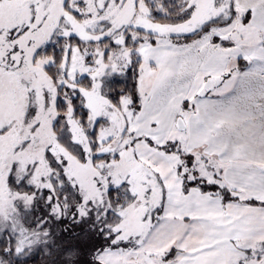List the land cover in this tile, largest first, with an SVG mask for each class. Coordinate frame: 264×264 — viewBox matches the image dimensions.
I'll return each mask as SVG.
<instances>
[{"label":"rangeland","instance_id":"obj_1","mask_svg":"<svg viewBox=\"0 0 264 264\" xmlns=\"http://www.w3.org/2000/svg\"><path fill=\"white\" fill-rule=\"evenodd\" d=\"M149 2L163 16L180 10L181 20L152 21L145 0H0V233L14 230L21 240L33 237L34 245L51 237L48 248L64 264H264V208H235L232 201L226 208L222 187L183 195L178 167L184 160L167 147L178 142L188 153V134L176 123L192 108L176 105L174 129L160 142L137 137L135 123L141 104L165 80H147L140 64L139 103L125 95L115 106L108 96L109 83L135 67L133 57L144 60V44H182L184 33L210 36L213 43L244 47L248 60L236 68L263 75L264 44H253L259 39L233 0ZM60 40L66 59L55 82L45 72L54 58L36 55ZM234 73L222 75L219 94L234 84ZM203 76L186 97L203 91ZM85 78L88 89L77 84ZM60 87L64 115L57 110ZM77 98L88 112L86 129L73 117ZM209 165L196 160L212 182ZM123 187L132 200L114 207L108 195ZM173 248L175 257L165 260Z\"/></svg>","mask_w":264,"mask_h":264},{"label":"crops","instance_id":"obj_2","mask_svg":"<svg viewBox=\"0 0 264 264\" xmlns=\"http://www.w3.org/2000/svg\"><path fill=\"white\" fill-rule=\"evenodd\" d=\"M233 3L246 20L244 26L259 39L253 44H264V0H233ZM186 40L189 41L182 44L165 41L141 46L143 75L147 80L160 78L165 83L141 104L135 123L136 135H150L160 142L167 141L178 118L175 107L188 95L189 82L192 85L202 73L204 76L198 90L204 80L213 82L214 88L217 85L222 87L225 80L222 75L235 72L234 84L220 94L231 100L228 106L214 111L212 104L203 102L196 109L188 110L183 131L188 134L187 152L192 153L197 161L209 162L212 182L239 197L240 200H232L231 207L263 209L264 75L236 68L240 60H248L242 50L244 47L230 48L222 40L213 43L212 38L205 35ZM139 80L141 78L138 84ZM245 81L252 87L242 90L241 84ZM206 84L202 89H207ZM192 99L195 101V97ZM153 123L160 127H154ZM216 176L219 178L214 179ZM254 199L259 203L249 202ZM221 204L227 208L224 201Z\"/></svg>","mask_w":264,"mask_h":264},{"label":"trees","instance_id":"obj_3","mask_svg":"<svg viewBox=\"0 0 264 264\" xmlns=\"http://www.w3.org/2000/svg\"><path fill=\"white\" fill-rule=\"evenodd\" d=\"M147 6L149 7L151 11L150 18L152 21L158 22V23H169V22H177L181 20V17L179 16L178 12L180 10L177 9L176 11L168 14L167 16L161 15V13L158 12V9L156 6H153L150 4L149 0H145ZM163 3V2H162ZM164 4V3H163ZM165 7H168L164 4ZM189 41V40H185ZM52 44V43H51ZM64 43L62 40H60L57 44L51 46H46L45 49H41L38 51L36 58L37 59H44V58H51L53 57L55 60V64L45 68L46 74L52 78L55 82L57 81V78L59 76V69L62 67L65 61V54L63 52L64 49ZM68 55V52H67ZM135 61L133 64L135 67L132 66L134 70L133 77L131 81L125 83V84H120L119 81L121 79L113 80L112 82L109 83L108 85V96L109 100L112 102L113 105L118 106L121 100V97L125 95H130L134 96L137 88H138V79L140 77V70H139V65L142 63L141 60H138L137 56H134ZM138 69L139 71V76L138 79L136 78V70ZM128 71V70H127ZM127 71L126 75L124 77V80H127ZM80 85V87H84L86 89L90 88L91 86V80L89 78H85L77 83ZM134 84V86H133ZM63 87H60L59 91V104L57 105V110L60 115H64L66 113V105L62 103V94H63ZM116 93H123L122 95L116 96ZM72 106L74 107V116L77 120L80 121V124L82 125L83 129H86V124H87V118H88V112L86 109H84L80 103V98H77L75 101H73ZM93 135V136H92ZM90 138H94L95 134L93 133ZM67 142V140L65 141ZM69 149L72 148V144L70 143L68 146ZM221 192H224L221 191ZM111 204L114 207L126 204L130 202L132 199L130 196H128V193L126 194L125 192V187L122 189L119 188L118 190H112L109 195H108ZM63 230H61V233L58 238H60L62 241L64 238H66V223L62 224ZM49 236H54V235H49ZM56 238V237H54ZM51 240V237L49 239H43L41 242L42 243H36L35 245L32 244L35 242V239L33 237H28L27 240H21L17 233L14 230H7L4 231L3 233H0V251L4 253H10V255L3 256L0 255V258L4 261V264H64L63 260L58 259L56 256H54L53 251L48 248L49 247V241ZM39 244V247L42 248H48L49 255L45 256L43 255V250L37 249L35 246ZM29 245V247H28ZM23 248L24 250L22 252H17L16 248ZM60 247V245H59ZM72 264V262H71Z\"/></svg>","mask_w":264,"mask_h":264},{"label":"snow or ice","instance_id":"obj_4","mask_svg":"<svg viewBox=\"0 0 264 264\" xmlns=\"http://www.w3.org/2000/svg\"><path fill=\"white\" fill-rule=\"evenodd\" d=\"M185 36L186 38L190 39L194 33H184L181 34ZM219 40V37L216 38ZM155 43V40L152 41ZM246 63V62H245ZM134 74V70L132 67H130L127 71V80L121 79L119 81L120 84H125L129 81H131ZM136 78L138 79L139 71L136 70ZM134 86V84H133ZM189 87L191 88L192 85L189 82ZM216 87H219L218 85ZM252 85L245 81L241 84L242 90L250 89ZM123 93H116V96L122 95ZM264 98V97H262ZM139 95H135V103H139ZM215 101L213 104L212 102ZM203 102H208L209 104H212L214 111H221L223 108L228 106L231 103V100L225 97H222L214 87H209L206 90H204L202 93H199L195 96V101L191 97H185L182 100V108L184 111H187L189 108L196 109L199 104ZM230 134V133H226ZM178 142H170L169 146L167 147V151L171 152H177V154L181 155L182 159L184 160V163L179 165L178 167V173L182 175L183 178V186H182V192L184 196H191L193 194L194 189H198L201 194H215L217 192L221 191V185L213 182H209L208 178L206 176H202L199 172V170L196 167V157L192 153H184L182 149H178ZM188 168L189 171L185 172L184 169ZM219 177L216 176L214 179H218ZM165 193H167V189H165ZM224 196V202H230L232 200L239 199V197H235L232 195L231 192L224 190L223 192ZM250 203L256 204L259 203L257 200H251ZM162 215V211L160 209H157L156 211V218H159V216ZM114 239V237L112 238ZM110 242V241H109ZM177 250L175 248L172 249V251L165 257V260H171L175 257ZM0 255L7 256L10 255V253H4L0 251Z\"/></svg>","mask_w":264,"mask_h":264},{"label":"water","instance_id":"obj_5","mask_svg":"<svg viewBox=\"0 0 264 264\" xmlns=\"http://www.w3.org/2000/svg\"><path fill=\"white\" fill-rule=\"evenodd\" d=\"M206 85H207V88H209V87H213V82H208ZM204 90H206V88H204L203 91H204ZM203 91H202V92H203ZM202 92H201V93H202ZM176 128H177L178 130H180V131H185L186 126H185V122H184V120H182V119L177 120Z\"/></svg>","mask_w":264,"mask_h":264}]
</instances>
